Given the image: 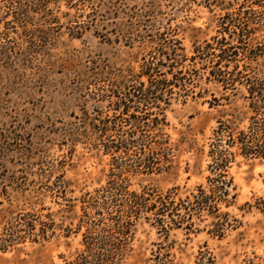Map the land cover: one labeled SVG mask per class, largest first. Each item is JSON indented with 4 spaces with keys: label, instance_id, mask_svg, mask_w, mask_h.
Listing matches in <instances>:
<instances>
[{
    "label": "rangeland",
    "instance_id": "obj_1",
    "mask_svg": "<svg viewBox=\"0 0 264 264\" xmlns=\"http://www.w3.org/2000/svg\"><path fill=\"white\" fill-rule=\"evenodd\" d=\"M24 1V7L0 2V238L10 224L23 230L24 220L34 219L39 241L0 251V264H72L82 238H65L74 216L69 206L81 215V197L104 186L108 174L106 159L101 163L72 138L93 131L83 124L87 118L121 115L116 98L103 97L111 95L119 71H137L144 58H161L169 48L177 59L187 55L185 67L192 71L184 70L186 88L175 83L161 110L153 111L164 116L178 146L174 162L159 174L131 178L133 189L178 188L183 200L206 187L208 152L220 122L248 126L247 93L213 81L212 63L194 52L212 47L222 32L219 18L227 11L216 4L223 0ZM257 36L264 40V32ZM229 174L236 188L229 210L235 229L219 238L205 215L167 232L142 223L121 264H264V213L258 209L264 206V163L238 157ZM61 175L73 191L67 201L49 188ZM39 222L47 224L46 240Z\"/></svg>",
    "mask_w": 264,
    "mask_h": 264
},
{
    "label": "trees",
    "instance_id": "obj_2",
    "mask_svg": "<svg viewBox=\"0 0 264 264\" xmlns=\"http://www.w3.org/2000/svg\"><path fill=\"white\" fill-rule=\"evenodd\" d=\"M50 1L54 0L40 2ZM239 1L217 2L218 7H223L221 10L227 11L219 18L222 32L212 40V47L207 44L205 49L198 47L194 52L205 65L212 63L213 81L226 90L236 91L241 87L246 91L248 126L240 129L233 122H220L208 152L210 175L206 178V187H197V191L184 200L178 188L166 193L149 187L133 189L132 177L159 174L174 162L178 146L167 132L164 116L159 118V113L153 111L161 110L164 95L170 93L175 83L186 88L183 74L184 70L189 74L190 69L185 67L187 55L177 59V52L169 48L167 54L160 52L161 58L154 55L144 58L137 71L133 68L119 71L118 80L110 85L111 95L103 97L116 98L114 110L122 107L121 115L87 118L83 124H88L93 131L72 138L73 143L85 145L94 152L101 163L106 159L108 167L105 185L81 197V215L76 214L75 206H69L74 216L69 219L71 227L67 228L65 238L79 234L82 238L81 249L72 264H121L132 252L134 235L142 223L167 232L191 226L194 219L200 220L205 215L213 219V233L219 238L227 230L235 229L236 220L229 212L236 201L230 169L238 157L264 163V40L257 36L264 32V2ZM0 2L26 6L24 0ZM235 5L238 10L229 12ZM23 16V13L18 14L19 19ZM240 47L242 52H238ZM125 126L132 129L126 131ZM66 184L61 175L49 188L66 200L67 195L73 193ZM258 209L264 213V206ZM33 220H24L25 224L20 225L23 230L10 224L0 238V251L6 252L27 239L38 243ZM39 223L44 227L40 237L46 240L47 224Z\"/></svg>",
    "mask_w": 264,
    "mask_h": 264
}]
</instances>
